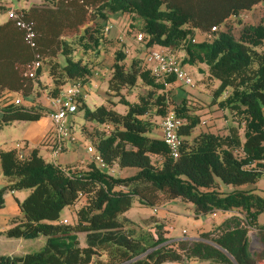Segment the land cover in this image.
<instances>
[{"label": "trees", "instance_id": "16d2710c", "mask_svg": "<svg viewBox=\"0 0 264 264\" xmlns=\"http://www.w3.org/2000/svg\"><path fill=\"white\" fill-rule=\"evenodd\" d=\"M256 5L262 7L259 20L235 31L232 21H239L241 13ZM16 9L34 21L36 46L25 42L13 19L0 21V96L4 89L22 96L31 93L43 72L52 82L48 95L57 94L72 80L85 84L94 73L101 47L106 49L109 42L115 49L107 92L118 95L128 107L118 112L110 98V103L90 108L79 97L76 112L82 109L86 122L109 127L90 137L86 134L104 161L134 171L117 176L92 160L85 166L60 164L44 159L37 147L26 153L18 147H0L6 182L0 187V206L6 190L29 189L19 203L21 213L2 231L14 237L46 236L38 249L0 254V264H185L189 260L258 264L264 260V224L257 219L264 211V195L256 188L238 187L255 183L264 174V47L258 48L264 38V0H46ZM116 13L127 19L139 17L137 30L143 32L145 48L163 46L173 54L181 48L183 55L177 57L182 64L206 63L208 77L219 80L211 101L229 108L235 123L226 132H195L201 113L188 96L174 99L167 93L177 81L175 76L153 75L140 57L127 62L122 38L108 36L105 25ZM200 32L211 38L194 39ZM76 50L90 54L77 57ZM36 53L41 62L31 77L26 72ZM138 81L149 88L129 102L123 90ZM2 110L0 128L43 113L13 103L3 104ZM169 110L182 119L177 157L162 137L149 133L156 126L153 116ZM175 197L191 201L196 214L214 209L230 214L193 239H173L159 228L150 239L137 232L134 220L125 215L135 200L151 206ZM66 206H73L69 222L61 215ZM252 229L258 247L250 245ZM81 232L84 245L79 244Z\"/></svg>", "mask_w": 264, "mask_h": 264}, {"label": "rangeland", "instance_id": "374dc122", "mask_svg": "<svg viewBox=\"0 0 264 264\" xmlns=\"http://www.w3.org/2000/svg\"><path fill=\"white\" fill-rule=\"evenodd\" d=\"M12 1H9L8 5L16 7V8L23 7L26 5L30 6L33 2H39L38 4L43 2L41 0H12ZM261 10H262V7L260 5H256L255 7L241 13L239 21H236V20L232 21L234 22L232 24L233 29L237 31L241 26H243L246 23H256L259 20V15H260ZM118 16L119 15H117V17ZM6 18H7V13L5 11V8L4 9L0 8V21ZM121 18H122L123 23H121L120 25L124 27V28L122 27V29L125 31L123 39L129 40L128 37L132 38L133 36L136 35L138 31L137 27L140 26L141 21L139 17H136L134 19L128 18L127 21L132 22V25L131 27H128V26L125 27L126 23H124V21L126 17L124 18V16L123 17L121 16ZM118 23H119V20H118ZM132 27H134L135 29H133ZM116 30H117L116 27L112 28L108 36H113ZM204 38H211V35L207 36L200 32L194 37V39L196 40H201ZM125 44L127 46L128 42H126ZM130 45L133 46L131 47V49H134V52L137 53L138 49L136 47V42L132 41ZM262 47H264V38L262 40V43L258 45V48H262ZM131 49L129 47L130 53H131ZM77 51L78 50H76V52ZM173 52L176 56H179L180 58L183 55V49L181 48ZM129 58L131 57L129 56ZM129 60L130 59L128 58L126 59L127 62ZM183 66L186 69V71L190 74V76L192 77V82H193L192 85H186L181 82L174 81L173 83L170 84V89L167 90L168 95L172 96L174 99H180L183 96H188V100L192 104V106L196 108L198 112L201 113L202 122L200 123V125H198L195 128L194 130L195 132L199 131L200 129L226 132L228 129V126L235 123V121L232 119L230 110L227 107L223 108V107L218 106L219 104L217 101H213V102L211 101L212 90L218 85L219 80L214 77L212 78L208 77L207 65L204 62L194 61L193 63H185L183 64ZM97 71H98L97 74L92 75L89 86H88V91L86 92V95L84 97V100L86 104L88 105V107L93 108L95 107V105H99L101 103H108V102L110 103L111 101H109V99L111 98L115 101V103H112L113 108L117 110L118 112H125L128 107V103L119 101L118 95L109 94L107 92L108 91V78L110 75L109 69L107 67H103V68L98 67ZM40 80L42 81L43 85L41 86V83L39 85L43 88H46V86L44 85V83L48 82L46 74H42L40 76ZM148 88L149 86H145L141 81L140 82L138 81L137 85H135L134 87L130 89H125L123 90V92H124V96L130 102V101L137 100L139 94H145ZM30 94H33V93H30ZM27 95H24L23 97H26ZM46 101L49 102V99L47 97H46ZM46 101H44V103H46ZM159 119H160V116H155V117L153 116V120L156 125L154 128H158ZM18 120L20 119L14 120L15 123H18L19 122ZM85 122L86 120L83 116V112L79 111L76 113L74 122L72 123V126H73L72 132L75 134L77 140H82L84 143L90 142V139L88 138V136L89 135L91 136V133L100 132L101 130H103V128H107V129L109 128L102 124L89 123V122H86V127H83V124ZM82 127L84 129H82ZM10 128H12V131L10 130ZM9 137L10 139L13 137H17L20 139L17 140V138H14L13 140L9 141ZM0 138L4 141L5 139H7L6 142H2V145H4V143H7V144L14 143V145H23L24 143L23 139H21L22 135L19 134V131L15 130L14 126L8 125L4 127V131H2ZM39 147H40V153L43 155L44 158L46 157L49 158L50 156V159H52L51 152L53 148L51 146L45 147V145H40ZM61 152H63V150H60L57 152L56 160L58 161H61L60 157L58 156L59 154H61ZM88 158L89 160H91L90 157H87V159ZM133 171H134L133 168L132 169H122L117 164L112 165V170H110L112 174L117 175V176L118 175L127 176V175L132 174ZM256 191L264 195V188H257ZM80 203H81V200H79L74 205V207H78ZM134 204L135 205L131 209L126 211V214L129 217L135 218V219L136 217H138V214L140 218L150 216L149 214L152 211V207L155 206V205H151V206L140 205L137 200L134 201ZM159 204L160 206L158 207L157 211L153 212L154 216L156 217L150 216L146 219H142V220L139 219L140 222L134 221L136 224L137 232H143L150 239L152 238L151 234L155 236L157 235L156 229L158 228L159 230H162V233L165 236H171L172 238H176V237L178 238L180 236H184L183 238H187L189 236H192L194 233H196L199 227V224L201 222L203 221L206 222L204 225L205 227L209 226V224L212 222L213 217L211 216V213L198 214L197 216H195L194 209H193L194 204L191 201H183L180 198L175 197V198L163 200L162 203L159 202ZM72 209L73 207H70L69 209V207L66 206L61 211L62 216L67 215L68 222L71 221L74 216L73 214L74 212ZM216 212L217 213L214 218L215 220H219L223 212L221 210L219 211L217 210ZM257 219L260 223H264V211L258 214ZM160 221H164V222H160ZM158 224H161V227H159ZM183 229L186 230V233L184 234H182ZM254 230L255 229H252L249 233L250 245L253 247H258V243L256 242V238H255L256 231ZM39 236H40L38 237L39 239L31 238L32 240H27V242L29 243L27 246H25V248L29 246L31 248H27L28 250L36 249L39 245L38 240H42V236L44 235L41 234ZM78 236H79L78 237L79 244L84 245L85 244L84 233L81 232L78 234ZM187 239H191V238H187ZM185 264H191V263L189 261H185ZM192 264H197V261L193 260Z\"/></svg>", "mask_w": 264, "mask_h": 264}, {"label": "crops", "instance_id": "0c3cea01", "mask_svg": "<svg viewBox=\"0 0 264 264\" xmlns=\"http://www.w3.org/2000/svg\"><path fill=\"white\" fill-rule=\"evenodd\" d=\"M12 1V0H9ZM8 0H0V8L4 9L6 5H8L9 3ZM44 1V0H41ZM40 1V2H41ZM13 2V1H12ZM39 2H33L31 5L34 4H38ZM30 5V6H31ZM29 6H23V7H19V8H28ZM16 8V7H15ZM117 15H119L117 17ZM121 16L124 18L126 17L124 14H119L116 13L114 15H111L110 20H108L109 22H114V26L112 28H117L116 32L113 34V38H115L116 36H119L120 38H122L124 44V48L127 50V56L126 58L128 59H132L133 57H140L145 61V55H146V51L150 48H145L142 43L141 40H137L135 38V36L128 37L129 40L127 39H123L124 36V30L122 29V25H120L122 22V18ZM8 18V17H7ZM6 18V19H7ZM3 19L2 21L6 20ZM119 20V23H118ZM124 23H126L125 27H130L129 22L127 21V18L125 19ZM124 28V27H123ZM129 30V29H128ZM132 41L136 42V47L138 49V52H134V49H131L130 43H132ZM126 42H128V45L126 46ZM105 45H107V48L105 49V47H101L100 49V53L97 55L98 57V61L97 63L94 65L93 67V74H97V68L98 67H107L109 69V71L111 72V64L113 61V51H114V47L112 45H110V43H106ZM129 47L131 49V53L129 52ZM90 54V53H88ZM88 54H84L83 52H81V50H78L76 52V56L77 57H88ZM129 56L131 58H129ZM58 59L61 61H64V56L59 55ZM42 74H46L48 82L44 83V85L46 86V88L41 87L43 85L42 81L40 80V76ZM41 75L39 76V80L36 81L34 83V90L31 91V93L33 94H28L26 97H23V104L26 105L27 107H37L40 108L43 113L42 115L37 118V119H33V120H28V119H20L18 120V123H15V121L3 125L0 128V135L2 133V131H4V127L6 126H14L16 131H19V134L22 135V138L24 143L23 145H14V143H4V145H2V142H6L7 139L2 140L0 138V147H18L20 149L23 150L24 153L29 152L33 147H37L38 148V153L43 157V155L40 153V145H45V147H49L51 146V141H50V136L52 133V122L49 118V116L47 115V110H48V101H46V91L49 88V86L51 85V78L49 77V75H47L46 72L41 73ZM92 77V76H91ZM91 79V78H90ZM41 83V86L39 85ZM90 80L84 84L83 86V91L84 94H82L80 97L81 99L85 102L84 97L86 95V92L88 91V86H89ZM44 101H46V103H44ZM86 104V102H85ZM87 105V104H86ZM45 106V108H44ZM88 106V105H87ZM96 106V105H95ZM82 111L83 110H78L77 112ZM76 112V113H77ZM76 113H74L71 117V130L73 131V126L72 123L74 122V118ZM10 130L12 131V128H10ZM151 135L154 136H159L161 137V130H160V126H158V128H154L149 132ZM14 138L17 137H13L10 139L9 137V141L13 140ZM89 138V137H88ZM20 138H17V140H19ZM90 142L84 143L82 140H75V141H70V140H65L64 144H63V152H61V154H59L58 156L60 157L61 161L55 160L57 163L60 164H66V163H80L79 166H85V163L89 161V158L87 159V157H91L90 153L87 151L86 146L88 144H90ZM44 158V157H43ZM46 160H51L50 156L49 158L46 157L44 158ZM63 161V162H62ZM122 169H132V167H120ZM5 180L3 178V174H2V168H1V164H0V187H2L5 184ZM230 187V186H228ZM240 188H264V174L260 177V179L255 182V183H247V184H242L240 186H238ZM29 191L28 188H20V189H12V190H6L4 192V203L0 206V254H17V255H21L24 254L25 252L31 251V250H35V249H27V248H31V247H26L28 245L29 242H27V240H32V239H39L38 237H40L39 235L36 237L31 238H23V237H14V236H7L2 230H4L6 227L9 226L10 220L12 217L17 216L21 213V208H20V201H22L24 199V197L27 195V192ZM29 193V192H28ZM179 198V197H178ZM182 200V199H181ZM185 201V200H183ZM156 206V208H154ZM154 207H152V211L149 214L150 216H154L155 211H157L158 207L160 206V204H155ZM69 209L70 207L73 206H68ZM132 208V207H131ZM130 208V209H131ZM129 210V209H128ZM127 210V211H128ZM230 212L226 211L224 213H222V216H220L219 220H215V216L216 215H212V222L209 224V226H204L205 225V221L201 222L199 224V227L196 231V233H194L192 236H185L187 238H196L198 236V232L202 231V230H208L211 229L212 226L216 225L217 223H219L225 216L229 215ZM125 215L128 216L125 212ZM194 215L197 216L198 214H196L194 212ZM150 216H146V217H138L135 218H131L134 221L140 222L139 219H146ZM62 217H67V215H64ZM129 217V216H128ZM156 217V216H154ZM160 222H164V221H160ZM259 222V221H258ZM260 223V222H259ZM260 224H264V223H260ZM255 231V230H254ZM184 236H180L178 238H183ZM177 238V237H176ZM174 239V238H173ZM46 240V236H42V240H38L39 241V245L36 249H38L39 247H41L44 242ZM193 260H189V262L192 264ZM197 261V264H206L207 262L205 261ZM167 264H172L173 262H166ZM165 264V263H164ZM258 264H264V260H259Z\"/></svg>", "mask_w": 264, "mask_h": 264}, {"label": "built area", "instance_id": "2783aa9c", "mask_svg": "<svg viewBox=\"0 0 264 264\" xmlns=\"http://www.w3.org/2000/svg\"><path fill=\"white\" fill-rule=\"evenodd\" d=\"M7 17L14 20L15 24L23 30L25 42L34 47L36 46L35 36L36 30L34 28V21L24 17L21 11H18L13 6H5ZM114 22H109L105 25V31L110 32L114 26ZM216 26H213L215 28ZM135 38L142 40L143 32L137 31ZM145 61L150 68L153 75L161 76L164 74H173L178 82L186 85H192V77L186 71L180 58L171 53L168 48L163 46H152L146 51ZM39 53H36V58L29 65L26 74L28 76H35L36 69L40 66ZM84 84L81 80L76 79L68 82L59 92L55 95H47L49 99L47 115L52 122V133L50 136L52 152V161L56 160L57 152L63 149L65 140L75 141L77 138L71 130V117L76 112L78 104L80 103L79 97L84 94ZM23 104V96L15 91L4 89L0 96V115L2 113L3 104ZM182 119L169 110L166 114L162 115L159 119V126L161 130V137L168 145L170 154L173 157L179 155L180 145L182 144V137L179 134V128ZM87 151L90 153V159L94 161L100 168L107 171L112 170V166L108 165L102 156L94 150L93 145L90 143L86 146ZM156 208V206L154 207ZM214 209L211 214L216 215ZM66 221V218H63ZM186 230H182V234ZM252 236V235H251ZM172 264H182L179 261H174Z\"/></svg>", "mask_w": 264, "mask_h": 264}, {"label": "water", "instance_id": "95a60500", "mask_svg": "<svg viewBox=\"0 0 264 264\" xmlns=\"http://www.w3.org/2000/svg\"><path fill=\"white\" fill-rule=\"evenodd\" d=\"M197 237H198V236H197ZM197 237H196V238H197Z\"/></svg>", "mask_w": 264, "mask_h": 264}]
</instances>
